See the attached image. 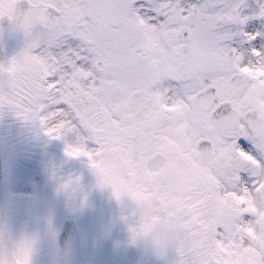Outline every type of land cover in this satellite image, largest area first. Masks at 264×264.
Returning <instances> with one entry per match:
<instances>
[{"label":"snow or ice","instance_id":"snow-or-ice-1","mask_svg":"<svg viewBox=\"0 0 264 264\" xmlns=\"http://www.w3.org/2000/svg\"><path fill=\"white\" fill-rule=\"evenodd\" d=\"M4 20L25 43L0 62V111L72 135L66 154L135 202L133 242L264 264V0H0Z\"/></svg>","mask_w":264,"mask_h":264},{"label":"flooded vegetation","instance_id":"flooded-vegetation-1","mask_svg":"<svg viewBox=\"0 0 264 264\" xmlns=\"http://www.w3.org/2000/svg\"><path fill=\"white\" fill-rule=\"evenodd\" d=\"M8 39V50L3 62H6L13 55L18 53L24 46L25 37L16 36L13 27H10L4 35ZM39 126V125H38ZM29 122L24 124V142L22 146V161L24 163V187L26 188L25 200L37 196L38 185L41 181L53 182L56 186L50 196H56L60 186L69 179H77L78 182L65 191L69 197L71 208H77L79 201L89 202L93 200V176L89 175V164L86 157H71L65 152L66 144L75 143L71 138L52 139L46 136L40 127ZM63 182V183H62ZM104 200L113 203L103 211L97 213V218L85 220L81 230L82 242L90 243L96 249L108 251L107 259H101V264H168L163 258H157L156 254L148 251L154 250L150 237L140 238L133 242L129 226L134 224L138 217L134 215L135 202L128 197H122L119 201L115 198L110 187L102 188ZM103 206L102 201H98ZM90 209V208H87ZM91 210V209H90ZM92 215V211H90ZM75 214H68L66 218H75ZM94 221V222H93ZM81 224V222H79ZM99 225V226H98ZM98 226V229H95ZM62 229V228H61ZM60 229V230H61ZM60 232V231H59ZM59 234V233H58ZM58 234L47 233L46 260L60 261V250ZM138 248L143 251V258L132 261L127 258V251L130 248ZM83 250V248H82ZM81 257V259H80ZM81 253L78 260H82ZM84 264H88L87 260Z\"/></svg>","mask_w":264,"mask_h":264},{"label":"rangeland","instance_id":"rangeland-1","mask_svg":"<svg viewBox=\"0 0 264 264\" xmlns=\"http://www.w3.org/2000/svg\"><path fill=\"white\" fill-rule=\"evenodd\" d=\"M246 2L254 7L256 5L257 0H246ZM7 109L0 111V122L2 127V137L4 141L3 146V161H4V170H5V195H6V210L8 217L9 228L13 230L14 242L16 243L23 237H32L35 238V246L33 250V254L36 257L39 255L44 258L46 252L48 251V246H46V242L48 239L45 237V234L48 231L58 232L61 228V223L63 218L68 214H75V216L80 220V222L88 219L96 220L97 213H99L102 209H106L109 206H113V203L108 200L106 202L104 200V196H101L103 191V187L99 186L98 183L94 185V201L90 203L92 209H87L86 203H77V208H71V204L69 203V197L66 196L65 190L59 188L56 193V197H51V199H41L39 201L31 202L28 206L26 202L20 200L17 195V191L20 190L17 183L20 179H22V166L12 165V158H16V154H18V150L15 147H10L8 143V131L10 129L7 128L8 118H7ZM65 138H71L72 142H75V138L72 135H68ZM89 166V165H88ZM89 175L93 176L94 179L97 180L92 169L89 167ZM63 183V182H62ZM17 189V191H15ZM23 190V188H22ZM101 197V199H100ZM103 202V206L101 207V203ZM28 208L32 210V215H26L25 211H28ZM93 210V211H92ZM49 211L57 212L58 216L54 219H50L47 214ZM92 211V215L90 214ZM99 226V225H98ZM96 226L95 229H98ZM154 247V246H153ZM87 250V248H86ZM149 253L156 254L157 258H163L168 264H172L175 253L174 250L169 248L166 253L158 254L155 247L154 250L148 251ZM97 253V252H96ZM85 255H88L86 251ZM83 256L82 260L86 257ZM99 260L97 257L90 259L88 264H98ZM45 264H54V262H43ZM83 264V263H82Z\"/></svg>","mask_w":264,"mask_h":264},{"label":"water","instance_id":"water-1","mask_svg":"<svg viewBox=\"0 0 264 264\" xmlns=\"http://www.w3.org/2000/svg\"><path fill=\"white\" fill-rule=\"evenodd\" d=\"M9 22L4 20L0 22V62L2 60L1 49V33L6 28ZM3 181H2V164H1V146H0V248H10L12 246L11 240L8 237L5 226V213H4V197H3Z\"/></svg>","mask_w":264,"mask_h":264}]
</instances>
